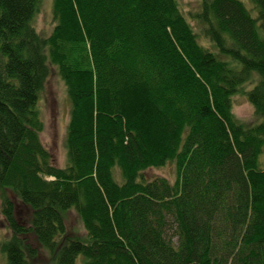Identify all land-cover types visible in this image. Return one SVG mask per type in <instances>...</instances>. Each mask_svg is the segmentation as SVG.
I'll list each match as a JSON object with an SVG mask.
<instances>
[{
    "label": "trees",
    "instance_id": "obj_1",
    "mask_svg": "<svg viewBox=\"0 0 264 264\" xmlns=\"http://www.w3.org/2000/svg\"><path fill=\"white\" fill-rule=\"evenodd\" d=\"M249 1L202 0L215 52L177 0H53L49 36L41 0H0V187L28 217L2 191L7 264L41 248L55 264H264V0ZM49 62L71 105L65 167L40 137ZM247 82L252 125L232 110ZM168 162L174 182L143 177ZM72 208L85 234L67 232Z\"/></svg>",
    "mask_w": 264,
    "mask_h": 264
},
{
    "label": "rangeland",
    "instance_id": "obj_2",
    "mask_svg": "<svg viewBox=\"0 0 264 264\" xmlns=\"http://www.w3.org/2000/svg\"><path fill=\"white\" fill-rule=\"evenodd\" d=\"M181 12L186 16L192 28L198 35V40L201 44L210 50L218 52L206 38L201 24L194 18V13L200 10L202 0H177ZM245 5L251 9V2L249 0H242ZM252 15L257 16L255 10L251 11ZM32 24L38 33L43 36H49L56 24L53 14V0H41L39 9L36 12ZM264 35V29L261 30ZM225 60L228 57L222 56ZM49 73L44 82L40 98L38 101V108L44 121V129L40 134L41 141L44 146L50 151L53 159V164L58 167H65L67 163V149H66V134L67 125L70 117V101L67 95V88L62 79L58 68L49 62ZM254 82H247L243 85V91L238 92L233 96V112L238 120L245 124H256L261 118L255 113L253 105L250 103L246 90L252 88ZM113 174L118 181H121V175L117 167L114 168ZM157 176H164L171 182L176 179V165L174 162H168L161 167H150L144 170L143 177L151 180ZM8 195L15 205L19 204L17 196L10 189H1L0 187V264H7L8 257L2 249V245L11 237V230L8 227L5 215L2 212V193ZM29 214V211H28ZM20 220H28L27 208L21 207L19 204L18 215ZM65 226L68 233L85 234V228L78 211L72 208L64 213ZM32 243V242H31ZM31 264H55L50 252L41 248L40 254L30 262Z\"/></svg>",
    "mask_w": 264,
    "mask_h": 264
}]
</instances>
